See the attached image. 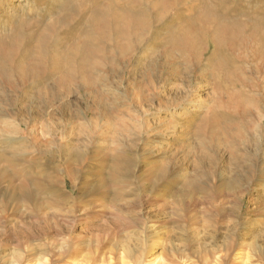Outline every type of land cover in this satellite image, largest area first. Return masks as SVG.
Masks as SVG:
<instances>
[{
	"label": "rangeland",
	"instance_id": "obj_1",
	"mask_svg": "<svg viewBox=\"0 0 264 264\" xmlns=\"http://www.w3.org/2000/svg\"><path fill=\"white\" fill-rule=\"evenodd\" d=\"M0 264H264V0H0Z\"/></svg>",
	"mask_w": 264,
	"mask_h": 264
},
{
	"label": "bare ground",
	"instance_id": "obj_2",
	"mask_svg": "<svg viewBox=\"0 0 264 264\" xmlns=\"http://www.w3.org/2000/svg\"><path fill=\"white\" fill-rule=\"evenodd\" d=\"M133 5V4H132ZM131 5V6H132ZM130 6V7H131ZM133 9V8H132ZM131 9V10H132ZM153 10V9H152ZM151 11V10H150ZM139 12V11H138ZM151 13V12H150ZM199 14V13H198ZM148 17H150V14H149V11L146 9V10H144L142 13H141V15H140V17L137 19V18H133V20L131 21L130 19L131 18H129V21H131V28L132 29H134V31L136 32V34L141 30V29H145L146 28V25H147V20H148ZM199 17L201 18V16H200V14H199ZM198 19V17H196V20ZM195 20V21H196ZM203 19H201V21H202ZM195 21H194V23H195ZM198 21V20H197ZM223 28H225L224 26H223ZM203 29H205V28H203ZM223 31V30H222ZM119 32V31H118ZM134 32V33H135ZM119 34V33H118ZM126 35V34H125ZM180 35V34H179ZM127 36V35H126ZM131 36V35H130ZM137 36V35H136ZM141 37V36H140ZM177 40V39H176ZM181 42V41H180ZM178 43V42H177ZM180 44V43H179ZM197 48V45H196V43H194V42H188V43H185V44H180V47L178 48V50H177V55H179V57L181 58V59H185V58H188L189 57V54L191 55V56H193V55H195V49ZM173 51V50H172ZM167 53H169V52H167ZM176 53V52H175ZM170 54V53H169ZM176 55V54H175ZM188 55V56H187ZM175 57V56H174ZM168 60L166 61L167 63V65L169 66V67H172L173 66V60L170 58V57H168L167 58ZM189 59V58H188ZM123 182V181H122ZM161 258V257H160ZM159 257H158V259H160ZM157 259V260H158Z\"/></svg>",
	"mask_w": 264,
	"mask_h": 264
}]
</instances>
